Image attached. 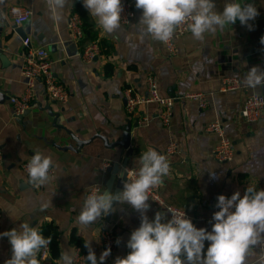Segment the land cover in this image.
<instances>
[{
	"label": "crops",
	"instance_id": "crops-1",
	"mask_svg": "<svg viewBox=\"0 0 264 264\" xmlns=\"http://www.w3.org/2000/svg\"><path fill=\"white\" fill-rule=\"evenodd\" d=\"M123 1L132 2L134 17L128 24L120 22L111 33L99 27L82 0H67L59 18L50 11L47 0L0 1V147L4 153L0 165V233L19 229L22 222L38 229L51 222L59 230L60 254L67 249L74 257L77 246L72 235L76 234L84 242L90 240L99 260L104 251L102 231L110 228L120 238L116 252L105 264L127 256L130 249L126 244L140 225V213L128 204L115 203L114 212L87 228L77 225L75 218L92 186L116 192L122 178L131 182L122 171L125 167L139 169L137 158L148 148L165 155L170 164L161 184L163 196L169 203L187 209L197 228L211 231L219 195L231 197L239 191L243 196L248 186L264 189V111L256 121H247L241 115L248 94H264V88L251 89L242 84L251 67L264 69V45L260 43L264 36V0H247L255 3L260 13L249 22L252 30L237 20L222 32L206 33L203 40L194 39L188 31L177 39L175 54L139 24L142 10L135 7V0ZM225 2L215 0L218 11L223 10ZM11 4L32 8V16L16 25L9 13ZM73 13L84 22V36L78 42L68 29ZM23 34L34 46L48 49L53 73L70 95L66 102L56 100L48 95L43 80L36 78L31 99L36 104L15 115L10 97L22 95L27 88L22 74ZM92 42H99L102 51L86 61L81 52ZM150 71L156 75L160 92L176 97L168 124L162 121L163 109L155 102L141 103L131 114L127 111L126 89L133 87L146 95ZM227 77L238 78L239 86L223 88ZM193 92L206 95L205 107L198 99L188 97ZM144 116L147 119L139 121ZM214 120H220L233 142L231 160L221 162L213 155L219 136L207 125ZM128 122L132 125L129 155L121 145L110 146L103 139L109 143L122 139ZM171 140L178 143V150L168 155L165 150ZM37 150L53 158L56 173L35 188L20 164ZM105 163L110 166L103 171ZM148 203L149 219L157 211L166 212L170 219L166 208L150 198ZM209 243L205 241V254ZM260 251L251 249L246 264H256ZM11 255L8 239L0 238V264ZM59 257L54 259L56 264H61ZM51 262L50 254L40 258V264Z\"/></svg>",
	"mask_w": 264,
	"mask_h": 264
},
{
	"label": "clouds",
	"instance_id": "clouds-1",
	"mask_svg": "<svg viewBox=\"0 0 264 264\" xmlns=\"http://www.w3.org/2000/svg\"><path fill=\"white\" fill-rule=\"evenodd\" d=\"M66 3L67 0H47L56 18ZM82 5L105 32L111 33L119 27L123 11L121 0H82ZM135 7L142 10L139 24L160 42L170 40L175 28L185 22L196 40H203L206 33L222 32L237 20L252 30L249 22L260 14L255 3L247 0H226L222 11L217 10L215 0H135ZM260 43L264 45V36ZM242 84L251 89L264 88V69L258 65L251 67ZM137 160L139 170L134 180L125 182L118 192L105 189L89 193L75 218L77 225L87 228L114 212L115 203L128 204L140 213V225L131 232L126 244L129 253L126 257H117L114 264H246V257L254 248L261 250L256 264H264V189L248 186L243 196L239 191L230 198L219 195L215 205L219 210L212 215L211 231L197 228L184 211L171 212V219L166 212L157 211L154 218L149 219V190L163 184L170 164L165 155L153 148L142 152ZM54 166L50 155L35 151L26 165L29 182L45 184ZM4 237L12 250L5 264H40L38 255L52 242L51 236L45 237L27 222H22L19 229L0 233V238ZM205 241L210 242L206 254ZM84 247L88 249L87 264H105L111 254L109 247L98 260L90 240L84 242ZM59 259L61 264H73L74 257L65 249Z\"/></svg>",
	"mask_w": 264,
	"mask_h": 264
},
{
	"label": "built area",
	"instance_id": "built-area-1",
	"mask_svg": "<svg viewBox=\"0 0 264 264\" xmlns=\"http://www.w3.org/2000/svg\"><path fill=\"white\" fill-rule=\"evenodd\" d=\"M1 1V0H0ZM123 5V11L121 13L122 24H128L134 17L133 4L130 1L121 0ZM14 9L18 11H14ZM9 13L13 16L14 22L16 25H22L33 14V9L26 7L20 4H11L9 6ZM68 29L70 36L74 41H80L84 36V22L82 17L78 13H73L69 17ZM190 31L188 29V22L177 26L174 30V34L170 40L164 42L170 54H175L177 51V39L184 33ZM24 50V59L22 66V74L27 79V88L25 92L20 96H11L10 101L13 104V111L15 115H22L25 110L36 104L32 102V84L36 78H41L44 82L45 89L48 95L56 100L61 102H66L69 98V90L67 86L59 80L57 76L54 75L52 69L53 60L50 57L49 51L44 46H34L32 44V39L29 36H26L23 39ZM102 51V46L99 42H92L86 45L82 52L81 56L86 60L90 61L95 56H97ZM148 92L146 95H141L134 90L133 87L126 89V100H127V111L131 114L135 112L137 106L144 102H155L162 107L161 119L165 124L170 122V118L173 112V106L176 97L170 95H164L160 92L158 81L154 72H148L146 76ZM223 88L225 89H234L237 88L240 84V80L236 77H227L224 78ZM188 97L196 98L199 100L201 107H205L208 103L206 95L203 92H193L188 94ZM264 111V94L260 93H250L246 96L242 109L241 115L247 121H256L258 120ZM147 117L144 116L140 118L139 121L146 120ZM207 128L210 131L215 132L219 136L218 143L213 149L214 157L221 162L231 160L234 156L235 150L231 138L226 134L223 125L220 120H214L207 125ZM178 150V143L175 140H171L166 147V154L171 155ZM4 159V153L0 147V165ZM29 162V159L21 162L20 166L22 170L28 175L26 170V165ZM110 166L109 163H105L101 169L106 171ZM138 168L135 167H125L126 175L130 181L136 178V173H138ZM56 171L52 167L49 170V177H53ZM35 188L39 187L38 184H33ZM101 191V187L98 185L92 186L87 195L94 191ZM226 197H229L225 195ZM149 198L156 204L163 206L166 210L170 211L169 216L171 219L172 213H182L185 212L186 216L192 221L195 219L194 216L185 208L181 206L174 205L169 203L163 196L161 185L154 187L149 190ZM230 198V197H229ZM217 210H219L217 208ZM118 233L110 228L104 229L102 231V242L104 245V250L111 248L112 256L117 248L119 243ZM50 254V245L47 249H42L40 253L41 258H45ZM86 254L82 253L77 247L76 253L74 255L73 264H86L85 260ZM252 264V263H251Z\"/></svg>",
	"mask_w": 264,
	"mask_h": 264
},
{
	"label": "trees",
	"instance_id": "trees-1",
	"mask_svg": "<svg viewBox=\"0 0 264 264\" xmlns=\"http://www.w3.org/2000/svg\"><path fill=\"white\" fill-rule=\"evenodd\" d=\"M110 66H107V73L110 72ZM39 230L45 237L51 236L52 242L50 244V256L52 258L51 264H56L54 259H57L60 254V245H59V230L56 224L51 222L44 223L40 226ZM72 241L76 244V246L80 249V251L84 254H88V249L84 247V240L77 236L76 234L72 235ZM40 260V254L38 255ZM42 259V258H41Z\"/></svg>",
	"mask_w": 264,
	"mask_h": 264
},
{
	"label": "water",
	"instance_id": "water-1",
	"mask_svg": "<svg viewBox=\"0 0 264 264\" xmlns=\"http://www.w3.org/2000/svg\"><path fill=\"white\" fill-rule=\"evenodd\" d=\"M21 29H23V27H21ZM23 37L25 38L26 34H23ZM0 93H2V92L0 91ZM131 129H132L131 122H128L126 129H125V132L123 133L122 139L117 140V141L112 142V143H109V140L105 137L103 139L105 140V142H107V145H110V146L121 145L124 148V150L125 149L127 150V153L129 155L131 153V147H130V145H131ZM85 142H89V140L85 141ZM85 142H81V144H83ZM124 175H125V170L122 171V176H124ZM122 179L119 181L116 192L121 191L123 189V185L125 182Z\"/></svg>",
	"mask_w": 264,
	"mask_h": 264
}]
</instances>
